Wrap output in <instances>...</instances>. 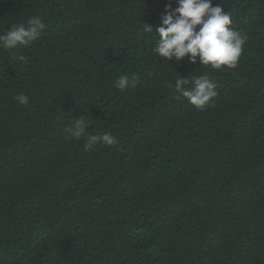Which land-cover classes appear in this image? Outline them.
<instances>
[{
  "label": "trees",
  "instance_id": "16d2710c",
  "mask_svg": "<svg viewBox=\"0 0 264 264\" xmlns=\"http://www.w3.org/2000/svg\"><path fill=\"white\" fill-rule=\"evenodd\" d=\"M168 2L0 0V35L45 25L0 49V264H264V0H213L247 37L234 69L152 51L142 24ZM178 75H208L213 106L169 88ZM77 117L119 145L86 149Z\"/></svg>",
  "mask_w": 264,
  "mask_h": 264
},
{
  "label": "clouds",
  "instance_id": "9594fccd",
  "mask_svg": "<svg viewBox=\"0 0 264 264\" xmlns=\"http://www.w3.org/2000/svg\"><path fill=\"white\" fill-rule=\"evenodd\" d=\"M177 7L171 9V0L166 4L160 23L153 27L142 24L146 33H155V46L152 51L165 61H181L186 56L189 63L209 66L212 69H234L242 55L247 37L231 27L232 19L225 12L222 4L213 5V0H176ZM40 16H31L25 23H14L0 35V49L11 50L27 47L38 39L44 29ZM13 59L27 63L23 55ZM139 81L127 75L118 77L115 87L123 91L134 86ZM169 88L181 94L187 102L197 110L203 111L213 106L211 101L218 93L216 84L208 75H190L182 78L178 75L174 84ZM15 100L21 106L30 103L29 96L20 94ZM86 117H77L65 129L73 139L85 137V148L91 149L96 145L116 147L120 141L109 132L102 135H87Z\"/></svg>",
  "mask_w": 264,
  "mask_h": 264
}]
</instances>
